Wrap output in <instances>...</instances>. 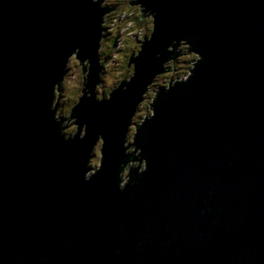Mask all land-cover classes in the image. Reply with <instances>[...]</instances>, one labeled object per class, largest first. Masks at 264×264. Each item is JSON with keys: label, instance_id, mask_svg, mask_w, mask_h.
<instances>
[{"label": "water", "instance_id": "obj_1", "mask_svg": "<svg viewBox=\"0 0 264 264\" xmlns=\"http://www.w3.org/2000/svg\"><path fill=\"white\" fill-rule=\"evenodd\" d=\"M146 2L157 33L133 60L138 86L97 104L99 6L0 0V264H264V0ZM193 36L206 65L157 105L137 139L150 169L121 193L127 124L169 55L156 53ZM77 47L93 62L92 99L75 110L89 132L65 143L49 106ZM100 134L107 158L89 183Z\"/></svg>", "mask_w": 264, "mask_h": 264}, {"label": "clouds", "instance_id": "obj_2", "mask_svg": "<svg viewBox=\"0 0 264 264\" xmlns=\"http://www.w3.org/2000/svg\"><path fill=\"white\" fill-rule=\"evenodd\" d=\"M99 6L103 13L100 24L98 44L95 49L96 66L100 69L95 84V101L111 103L117 91L128 92L138 74V60L144 46L154 40L157 33V14L146 0H90ZM112 9V10H110ZM165 25L159 26L164 32ZM199 36L173 40L166 48L156 53L155 60L161 61L167 53L168 59L160 64V72L146 85L140 102L127 124L123 143L124 157L118 173V189L121 193L129 186H139L141 178L150 169L149 160L144 149L137 146L139 133L152 121L157 120V105L166 103L170 96L178 92L188 91L195 73L202 70L205 57L195 51ZM113 43L115 46H113ZM178 68L186 71L178 73ZM93 62L87 48L77 47L67 57L62 78L53 85L49 114L57 126V136L65 143L77 140L84 141L88 137L89 125L81 127L79 116L75 110L85 98L92 99V91L88 88L92 79ZM6 72L0 63V74ZM54 114V115H53ZM107 140L103 134L97 137L93 145L86 167L84 180L91 182L104 170ZM135 159H131V158Z\"/></svg>", "mask_w": 264, "mask_h": 264}, {"label": "bare ground", "instance_id": "obj_3", "mask_svg": "<svg viewBox=\"0 0 264 264\" xmlns=\"http://www.w3.org/2000/svg\"><path fill=\"white\" fill-rule=\"evenodd\" d=\"M148 44H146V46H147ZM199 53H201L202 54V51H198ZM203 55V54H202ZM135 63V62H134ZM204 65H206V63L204 64ZM198 72V71H197ZM197 72L195 73V75L197 74ZM152 81V80H151ZM135 86H138V81H137V78H136V80H135V82H134V87ZM156 110H157V108H156ZM107 141H109L110 142V140H107ZM110 144V143H109Z\"/></svg>", "mask_w": 264, "mask_h": 264}, {"label": "trees", "instance_id": "obj_4", "mask_svg": "<svg viewBox=\"0 0 264 264\" xmlns=\"http://www.w3.org/2000/svg\"><path fill=\"white\" fill-rule=\"evenodd\" d=\"M113 45H114V43H113ZM185 70H186V69H185ZM177 72H178V73H182L183 71L181 70V68H178V69H177ZM132 159H135V158L133 157Z\"/></svg>", "mask_w": 264, "mask_h": 264}, {"label": "rangeland", "instance_id": "obj_5", "mask_svg": "<svg viewBox=\"0 0 264 264\" xmlns=\"http://www.w3.org/2000/svg\"><path fill=\"white\" fill-rule=\"evenodd\" d=\"M115 46V45H114ZM181 70L184 72V71H186L184 68H181ZM137 94L138 93H136V96H135V93H134V98H137ZM138 146V145H137Z\"/></svg>", "mask_w": 264, "mask_h": 264}, {"label": "flooded vegetation", "instance_id": "obj_6", "mask_svg": "<svg viewBox=\"0 0 264 264\" xmlns=\"http://www.w3.org/2000/svg\"><path fill=\"white\" fill-rule=\"evenodd\" d=\"M114 46V45H113ZM155 76V75H154ZM154 76H153V78H154ZM153 78H152V80H153Z\"/></svg>", "mask_w": 264, "mask_h": 264}]
</instances>
